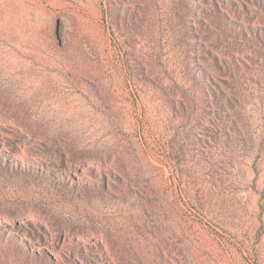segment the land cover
I'll return each instance as SVG.
<instances>
[{
	"label": "rangeland",
	"instance_id": "374dc122",
	"mask_svg": "<svg viewBox=\"0 0 264 264\" xmlns=\"http://www.w3.org/2000/svg\"><path fill=\"white\" fill-rule=\"evenodd\" d=\"M117 263L264 264V0H0V264Z\"/></svg>",
	"mask_w": 264,
	"mask_h": 264
},
{
	"label": "bare ground",
	"instance_id": "6f19581e",
	"mask_svg": "<svg viewBox=\"0 0 264 264\" xmlns=\"http://www.w3.org/2000/svg\"><path fill=\"white\" fill-rule=\"evenodd\" d=\"M62 78L65 82H72L73 83V88L70 91L71 96L67 97L66 94L65 96L63 94H60L59 92L53 93L55 96H61L63 98H54L56 104L54 106H51L52 109L56 111V113H60L62 115H65L67 117H81L85 116V114L92 108L94 107L95 109V114L97 115L96 118L99 120H107V119H117L120 117V112L114 108V102L109 101L107 99V94H106V89H103L102 87L99 88L98 91H96V87H94L92 84H90V87L83 86L80 87L81 85L79 82H74L73 77L71 76L70 79L65 78V76L62 74ZM55 88H58L59 91L61 90L60 87L54 86ZM114 87V86H113ZM113 92V89L111 90ZM50 93V92H49ZM51 94V93H50ZM115 94V93H114ZM66 98V99H64ZM49 103V102H48ZM47 104V103H46ZM19 110V109H18ZM23 117V116H22ZM107 131V130H105ZM130 137V136H129ZM129 137L126 138V142H122L123 137L121 138H109L107 139V144L110 146V151L115 158H117L116 153H118V156L123 154L124 152H129V147L125 146L124 144L126 143L127 145L129 144ZM67 139V138H66ZM169 140V139H168ZM159 141V140H158ZM160 142V141H159ZM167 142V141H166ZM175 142V141H174ZM183 142V141H182ZM143 144L139 145L143 151L144 147L142 146ZM177 148V147H176ZM128 149V150H127ZM146 152H148L145 149ZM103 153V152H102ZM101 154V153H100ZM102 156V155H100ZM69 157V156H68ZM102 159V158H101ZM153 168V167H152ZM124 172V170H123ZM126 175V174H125ZM132 176V175H131ZM130 175L127 176L126 183H129L130 180H133L134 177H131ZM125 177V176H124ZM125 179V178H124ZM149 190V189H148ZM146 192V191H145ZM144 195V194H143ZM131 199V198H130ZM130 201V200H129ZM135 218V217H134ZM121 228V227H120ZM126 228V227H125ZM126 230V229H125ZM128 230V229H127ZM130 230V228H129ZM127 234H129L127 232ZM131 234V233H130ZM138 235V234H137ZM154 240V238H153ZM144 243V242H143ZM127 245V244H126ZM125 257V256H124ZM127 258V257H126ZM116 260V259H115ZM119 260V259H118ZM118 264V263H117ZM120 264V263H119Z\"/></svg>",
	"mask_w": 264,
	"mask_h": 264
}]
</instances>
